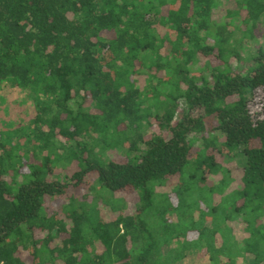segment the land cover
Masks as SVG:
<instances>
[{
	"label": "trees",
	"instance_id": "1",
	"mask_svg": "<svg viewBox=\"0 0 264 264\" xmlns=\"http://www.w3.org/2000/svg\"><path fill=\"white\" fill-rule=\"evenodd\" d=\"M259 25L264 0H0V262L184 264L187 245L204 239L219 264L198 209L205 181L222 168L206 152L212 141L192 151L198 134L219 132L220 152L242 161L240 197L264 200V101L259 116L250 111L264 94V50L240 73L226 60ZM198 56L217 67L206 75ZM9 87L27 105L16 125L2 121ZM153 122L168 136L144 139ZM114 135L125 163L90 147ZM64 156L68 175L47 181ZM89 181L99 195L129 190L133 200L100 196L103 213L78 195Z\"/></svg>",
	"mask_w": 264,
	"mask_h": 264
},
{
	"label": "rangeland",
	"instance_id": "2",
	"mask_svg": "<svg viewBox=\"0 0 264 264\" xmlns=\"http://www.w3.org/2000/svg\"><path fill=\"white\" fill-rule=\"evenodd\" d=\"M226 8L233 9L234 6H232L231 4L225 5L224 9L226 10ZM240 37V32H235L234 38L239 39ZM233 47L235 48V51L239 53V57L231 54L227 57L226 60L235 73H240L242 72L243 68L248 65L250 58L255 54L258 48L264 50L263 28L259 25L252 39L246 38V40H243L241 44L233 45ZM235 51L233 52L235 53ZM198 58L199 64L197 66H199V68L203 67L204 63L207 62L208 70L204 72L206 75H209L208 72L210 71V69L217 67L218 65L215 59L208 62L207 58L203 56H198ZM144 79L145 77H143L139 81L138 87L145 86ZM159 91H161L162 93H166L167 88L161 87ZM2 94L3 101L1 105L7 106L9 109L7 110V115H3L5 117V120L2 121H13L15 125L19 124L21 119H23L26 115L25 108L27 106L25 105L23 107L21 102H19L20 99H23L22 92L18 89H12L11 87H9L7 88V90L3 91ZM262 101H264V94L258 93L256 99L250 107V111L253 116H259ZM86 105H88L87 102ZM183 106L184 104L180 100L179 108L173 124H175V122L178 120ZM9 113L13 117H10ZM21 113H23V117L21 116ZM196 115L198 114H193V116ZM142 132L144 135V139L146 140L149 139L152 135L162 134L165 137L168 136V132L161 131L156 122H153V125L151 127L144 126V128H142ZM202 137L205 138V140H209L214 143V147L206 150V152L207 154L216 152L215 162L220 164L222 168V170H220L221 177L219 179H217L215 175H212V177L208 178L203 185V191L201 195L202 205L200 206V209H198V211L202 212V216H205L204 220L202 219V217L200 218L201 223L205 228L210 230L208 234H212L210 238H205V241H207L208 239L213 240L216 255L220 257L219 264H254L255 261L253 259H255V255H264V200L254 201L251 199V201H248L246 197L247 195L240 197L239 193L242 187H240L238 181L242 177V161L236 153L227 154L226 151L220 152V143L222 141V136L219 134V132L216 131L211 133L210 131H205L198 134L194 142V151H192L193 153H195V156L193 158L197 157L196 155L198 152L204 151V140L202 139ZM118 138V135H114V138L110 139L112 143L107 146L109 148L103 146V144L100 142H98L97 144H91L90 147L94 149L98 159H101L103 161L115 160L125 163L126 150L124 148L121 149L115 146L114 140ZM54 143L55 147H60L61 149L62 144L58 145L56 139ZM124 147L126 148L127 145ZM63 152H65V150H63ZM65 156L63 158L55 157L53 159V162L49 165V168L53 169V172L52 174L46 176L47 181L62 180L65 175H68L71 164L64 160ZM39 159H41V157H39ZM32 160H29L28 163H30ZM42 172H44V170H42ZM172 181L173 180H171L169 185H171ZM222 181L224 182L221 183ZM85 187H87V189H80L78 191V195L80 197L87 195V203L95 204L96 208L101 212H105V206L102 205L100 196H106L108 199H111L112 197L113 199H115L117 206H120V203L130 205V202H132L133 200V197H130L132 191L129 190L125 191L124 194L116 193L114 194V196H112L108 192H106L105 194L101 193V195H99L96 188L97 185L92 184L91 181H89L87 183V186ZM263 187L264 186H262V188ZM162 193L166 192L160 191L159 196H161ZM163 195L166 196L165 194H162V196ZM244 199H246V204L243 205L244 208L236 209V207L243 204ZM45 200L51 201V198H45ZM62 204L63 203L60 200H57L51 203V207L55 209L56 212H58V209L61 208ZM250 233H252L253 237L250 236ZM203 240H197V244L191 242L190 245H187V248H190V251H187L186 254L191 252V255L189 258L184 260L186 264H217L213 262V259L211 261L209 260L211 257V253L206 252V244L203 243ZM40 253H44L43 250H41ZM203 253H206V255L202 256ZM263 262L264 258L261 260L260 264Z\"/></svg>",
	"mask_w": 264,
	"mask_h": 264
},
{
	"label": "crops",
	"instance_id": "3",
	"mask_svg": "<svg viewBox=\"0 0 264 264\" xmlns=\"http://www.w3.org/2000/svg\"><path fill=\"white\" fill-rule=\"evenodd\" d=\"M192 252H193V251H192ZM190 253H191V252H190ZM190 253L186 254L188 258H189L190 255H191ZM197 254H198V250H197ZM199 254H200V253H199ZM23 255H24V257H26V258L29 259V260L32 259L30 250L27 251L26 253H23L22 256H23ZM28 256H29V257H28ZM202 256H205V253H203ZM201 258H202V257H201ZM195 262H196V261H195ZM183 263L186 264L185 261H184ZM190 264H195V263H190Z\"/></svg>",
	"mask_w": 264,
	"mask_h": 264
},
{
	"label": "built area",
	"instance_id": "4",
	"mask_svg": "<svg viewBox=\"0 0 264 264\" xmlns=\"http://www.w3.org/2000/svg\"><path fill=\"white\" fill-rule=\"evenodd\" d=\"M0 264H3V262H0Z\"/></svg>",
	"mask_w": 264,
	"mask_h": 264
}]
</instances>
